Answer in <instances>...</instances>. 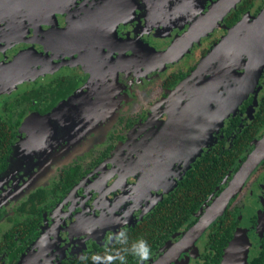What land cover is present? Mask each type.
Instances as JSON below:
<instances>
[{
  "label": "flooded vegetation",
  "instance_id": "1",
  "mask_svg": "<svg viewBox=\"0 0 264 264\" xmlns=\"http://www.w3.org/2000/svg\"><path fill=\"white\" fill-rule=\"evenodd\" d=\"M220 1L0 0V122L7 123L13 134L0 171V264H93L79 255L103 256L106 250L115 252L134 243V231L183 175L184 155L169 171L157 168L160 161L150 163V158L158 157L160 133L168 127L172 109L182 103L186 84L170 94L230 27L258 12L252 7L237 18L229 17L230 11L216 26H203L191 44L184 40L187 31L195 35L194 25ZM181 10L191 15L184 18L185 29H176L168 43L155 49L150 39L167 34L155 28V18L167 12L172 19L171 14ZM150 11L158 15L149 17ZM174 42L170 55L162 56ZM146 47L161 56L148 53ZM87 63L90 70H109L108 76L117 70L121 76L115 72V80H108L91 70L92 79L84 69ZM165 72L156 103L149 107L140 99L141 107H136L135 89ZM14 89L20 91L7 97ZM263 93L264 71L254 91L218 131L235 117L240 118L238 128L253 122ZM115 110L118 116L113 118ZM152 144L156 147L148 148ZM231 177L209 195L194 220L151 250L145 264H222L224 259L227 264H264L263 163L230 200L223 216L173 258L188 230ZM226 218L231 237L225 245L215 243ZM120 229L126 231V244L114 238ZM123 254L126 264H138L134 256Z\"/></svg>",
  "mask_w": 264,
  "mask_h": 264
},
{
  "label": "water",
  "instance_id": "2",
  "mask_svg": "<svg viewBox=\"0 0 264 264\" xmlns=\"http://www.w3.org/2000/svg\"><path fill=\"white\" fill-rule=\"evenodd\" d=\"M24 1L31 2V0ZM241 1L221 0L200 20L201 25L198 22L194 25L193 28H196L197 31L195 35H191V31H187L185 37L183 36L184 40L187 39L191 44L192 41H195L194 37L200 34L203 26L208 23L209 27L216 26L230 11L236 9ZM175 44L174 42L167 51L163 52L162 56L168 57L169 50ZM146 49L148 53L161 56V52L156 53L147 47ZM205 65H208L211 70L204 68ZM158 67L161 68V64ZM263 71L264 2L255 16L245 15L230 27L226 34L200 60L192 74L172 91L170 95L186 84L183 88L184 91L186 90V94L182 98V103L176 105V108L172 110L167 122L168 127L165 128L163 134L160 133V146L156 148L157 151L154 150L158 152V157L150 158V163L154 164L155 161H160L157 168H160L161 172L167 169L169 171L175 163L180 162L178 159L184 155L186 159L180 168L184 173L191 163L200 156L203 149L210 144L213 135L218 132L224 119L234 114L238 106L254 91ZM238 78H241L243 84L238 89H234L232 86L238 81ZM251 146V151L244 161H239L241 165L238 170L217 197L216 200H220L217 208L211 213H207L205 208V214L188 230L186 235L189 238L186 239L187 242L184 243L182 251L177 252V256L188 250L216 219L223 216L230 200L263 163L264 131L262 136ZM155 147L152 144L148 148ZM169 161L175 163L168 166ZM201 211L202 208L199 209V213ZM222 264H227V259H224Z\"/></svg>",
  "mask_w": 264,
  "mask_h": 264
},
{
  "label": "trees",
  "instance_id": "3",
  "mask_svg": "<svg viewBox=\"0 0 264 264\" xmlns=\"http://www.w3.org/2000/svg\"><path fill=\"white\" fill-rule=\"evenodd\" d=\"M263 2L264 0H242L228 16L238 18L242 12L252 7H257L259 11ZM60 96L63 97L64 94L58 97ZM259 104L255 119L249 125L243 129L238 128L240 118L235 117L229 120L222 131L213 135L210 144L176 181L172 190L161 199L151 215L134 231L137 234L134 242L147 236L150 249L153 250L162 245L169 233L194 220L193 214L210 194L222 189L225 179L231 177L239 161L251 149L249 142L258 136L260 130H264V93ZM12 139L13 134L8 124L0 122V171L5 166L4 157L9 153ZM215 237V243L220 241L223 245L230 239L231 227H227V218L221 221Z\"/></svg>",
  "mask_w": 264,
  "mask_h": 264
},
{
  "label": "rangeland",
  "instance_id": "4",
  "mask_svg": "<svg viewBox=\"0 0 264 264\" xmlns=\"http://www.w3.org/2000/svg\"><path fill=\"white\" fill-rule=\"evenodd\" d=\"M197 10H198V8H197ZM147 14H149V17H153L154 15H158V14H155L153 11H150ZM171 15H175V16H172V19H171L167 15V12H166V13H164V15L159 16V19L155 18L158 21L157 24L156 23L154 24L155 28L160 27L161 30L164 29L165 32L167 33L164 36L162 35V33H161V35L156 34V37H155V38H157L156 40L150 39L151 40L150 43L154 46L155 49H161L162 44H164L166 42L168 43L172 39V37H174L176 35V32H177L176 29H180L183 31L185 29V28H182L185 24L184 18L191 16L189 11H184V10L174 12ZM171 21H173V24L171 23ZM200 49H201V47H200ZM195 51H199V49H196ZM89 65L90 64H88V63L84 64V69L87 71H90L92 73V79L94 78L95 74H96V77H98L100 74H102V78H106L108 80H113L112 78H114V80H115V78H116L115 72H117V70H115V71L111 70L110 76H108L107 71H109V70H103V69L98 70V68L97 69L94 68L93 70L91 69L94 72V75H93V72L88 68ZM133 68L135 69V72L139 69L138 65L133 67ZM167 73L168 72L163 73L162 74L163 76H161V74H160L159 76L155 75L149 79H146L145 81H143V84L140 85L141 88L135 89V92L137 93V95L135 93L136 96L134 97V104L136 107H137V105H139L141 107V100L140 99H143L144 102L147 105H149V107L151 105L153 106L156 103L155 100L158 98V96L161 92L160 87H159L160 82ZM118 75H119V73H118ZM129 75H131V74H128L126 77L128 82L132 79V76H129ZM120 76H121V74L119 75V77ZM91 82H93V80ZM20 89H14V90L8 91L6 94L7 97H11L14 94L18 93L20 91ZM142 91L145 94L144 96H142ZM255 97L257 99V95H255ZM251 110H253V106H251L249 108V112H248L249 116H250V114H252ZM112 114H114L113 118H114V116H115V118H116V116H118L116 114V110L113 111ZM114 120L115 119H113V121Z\"/></svg>",
  "mask_w": 264,
  "mask_h": 264
},
{
  "label": "clouds",
  "instance_id": "5",
  "mask_svg": "<svg viewBox=\"0 0 264 264\" xmlns=\"http://www.w3.org/2000/svg\"><path fill=\"white\" fill-rule=\"evenodd\" d=\"M114 238L121 244L127 243V235L124 229H120L114 236ZM123 253H129L137 259L138 264H145V261L151 256V249L149 243L141 238L130 245V247L115 252L105 251L104 255L101 256L98 253H94L91 256L80 254L79 259L81 261H87L90 259L93 264L97 262H103V264H111L112 261H119V264H126L127 256Z\"/></svg>",
  "mask_w": 264,
  "mask_h": 264
},
{
  "label": "bare ground",
  "instance_id": "6",
  "mask_svg": "<svg viewBox=\"0 0 264 264\" xmlns=\"http://www.w3.org/2000/svg\"><path fill=\"white\" fill-rule=\"evenodd\" d=\"M211 18H213V17H211ZM236 62V61H235ZM235 64V63H234ZM233 64V65H234ZM236 83H238V85L236 86V84H235V86H233V88L234 89H238L240 86H242V84H243V82H241V78H238V81L236 82ZM176 108V107H175ZM175 108H173L172 110H174ZM172 112V111H171ZM178 157V156H177ZM180 157V156H179ZM175 162H173V161H169L168 162V166L169 165H172V164H174ZM220 200H215V203L211 206V208L210 209H208V211H207V213H211V212H213V210H215L216 208H217V205L219 204L218 202H219ZM187 238H189V237H187ZM186 238V239H187ZM184 240L183 242H182V244L179 246V247H177V251H176V254H175V256L173 255V258H177V252H179V251H182V248H184V243L185 242H187V240ZM172 258V257H171ZM170 259V258H169ZM168 259V260H169ZM168 260L165 262V263H167L168 262ZM162 264H164V262L162 263Z\"/></svg>",
  "mask_w": 264,
  "mask_h": 264
}]
</instances>
